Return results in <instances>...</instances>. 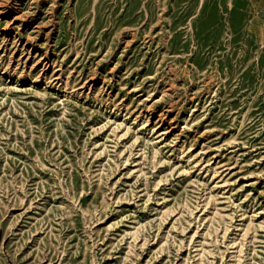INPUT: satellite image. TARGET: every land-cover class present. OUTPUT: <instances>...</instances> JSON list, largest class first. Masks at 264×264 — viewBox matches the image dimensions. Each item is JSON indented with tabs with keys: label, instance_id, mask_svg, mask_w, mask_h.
<instances>
[{
	"label": "rangeland",
	"instance_id": "obj_1",
	"mask_svg": "<svg viewBox=\"0 0 264 264\" xmlns=\"http://www.w3.org/2000/svg\"><path fill=\"white\" fill-rule=\"evenodd\" d=\"M0 264H264V0H0Z\"/></svg>",
	"mask_w": 264,
	"mask_h": 264
}]
</instances>
